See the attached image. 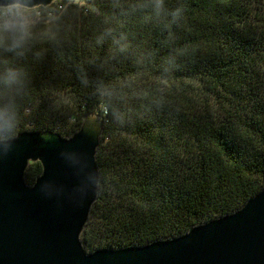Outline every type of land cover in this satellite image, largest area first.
<instances>
[{"label": "trees", "instance_id": "16d2710c", "mask_svg": "<svg viewBox=\"0 0 264 264\" xmlns=\"http://www.w3.org/2000/svg\"><path fill=\"white\" fill-rule=\"evenodd\" d=\"M24 28L0 32V140L105 117L88 252L182 236L264 189V0H58Z\"/></svg>", "mask_w": 264, "mask_h": 264}, {"label": "water", "instance_id": "95a60500", "mask_svg": "<svg viewBox=\"0 0 264 264\" xmlns=\"http://www.w3.org/2000/svg\"><path fill=\"white\" fill-rule=\"evenodd\" d=\"M56 1L27 0L28 9ZM105 122L91 112L70 137L26 130L0 140V264H264V189L182 236L88 252L82 235L98 198ZM37 162L42 173L29 185Z\"/></svg>", "mask_w": 264, "mask_h": 264}, {"label": "clouds", "instance_id": "9594fccd", "mask_svg": "<svg viewBox=\"0 0 264 264\" xmlns=\"http://www.w3.org/2000/svg\"><path fill=\"white\" fill-rule=\"evenodd\" d=\"M28 8L27 0H11V3L0 5V32L22 36L28 18Z\"/></svg>", "mask_w": 264, "mask_h": 264}]
</instances>
